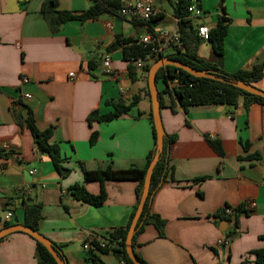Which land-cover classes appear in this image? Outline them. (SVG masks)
<instances>
[{"label":"crops","instance_id":"crops-1","mask_svg":"<svg viewBox=\"0 0 264 264\" xmlns=\"http://www.w3.org/2000/svg\"><path fill=\"white\" fill-rule=\"evenodd\" d=\"M45 1L0 0V230L6 224H23V207L36 198L42 204L39 232L62 246L68 264H126L113 252L84 246L90 241L106 244L115 229L127 225L137 182L106 181L102 205L77 200L69 190L80 184L90 194H100V183L85 181L84 169L146 166L154 147L152 106L144 72L136 69L135 80L130 77L123 42L150 30L166 36L177 30L178 0H155L162 19L153 28L104 16L84 23L68 21L57 32L51 31L42 13ZM55 1L58 10L78 14L95 0ZM194 2L202 10L195 25L212 29L220 17L228 20L225 72L249 71L264 60V0ZM169 53L171 48L164 55ZM107 56L113 74L104 72ZM198 57L216 61L211 42L202 40ZM165 86L157 83L161 93ZM255 86L264 91V77ZM25 94L31 99L25 100ZM134 97L137 104L118 118L88 121L92 111L112 112L109 102L129 104ZM17 100L32 108L40 130L52 128L50 143L60 147L61 164L70 170L66 177L37 149L31 132L14 121ZM163 101L165 132L177 136L169 151L174 179L169 175L151 206V212L165 221L163 235L154 225L145 226L137 236L136 253L147 264H241L245 257L253 264V252L264 248V104L246 106L240 98L236 107L185 108L177 103L172 108ZM93 133L97 139L92 144ZM210 140L221 144L223 155ZM225 207L241 208L237 222L215 217ZM0 264H38L36 241L23 232L8 235L0 242Z\"/></svg>","mask_w":264,"mask_h":264},{"label":"trees","instance_id":"trees-1","mask_svg":"<svg viewBox=\"0 0 264 264\" xmlns=\"http://www.w3.org/2000/svg\"><path fill=\"white\" fill-rule=\"evenodd\" d=\"M195 0H178L176 8L177 22V33L179 35L181 45L172 46L171 53L164 55L162 54L154 62L158 61L162 57L166 56L171 59L181 61L195 69L198 70H212L220 78L224 80L214 81L206 78H196L186 71L176 68L174 66H165L159 69L156 75V83L162 81L165 83V89L168 88L169 81L178 78L182 85L172 91L170 106H174L179 103L180 105L187 108L191 105H207V104H221L228 107H236L240 98H244L246 106L249 103L257 102L264 104V98L245 92L232 85V82L236 80H241L247 84L254 85L263 79L264 77V60L256 64L249 71H238L236 73L230 74L223 70L222 60L224 55V39L227 34V19L222 16L219 18L217 25L210 29V39L213 46L214 53L216 55V61L214 63L206 62L198 57V48L202 43V38L197 33L198 25L194 24V19L188 17L187 10L194 4ZM223 3V0H222ZM122 2L120 0H95L94 4L87 10L81 13H72L69 11H62L57 9V2L55 0H48L43 3L42 13L46 22L48 23L52 32H57L61 27L68 21H79L81 23L87 20L93 19L98 20L104 16L119 18V10L121 8ZM224 6H222V11H224ZM162 18L157 14L151 20L145 22L150 28H153ZM151 31V30H150ZM139 38H128L124 40V58L129 63V72L132 80H135L136 69L130 63L132 56L137 57L139 54L144 53L145 49L142 45L138 44ZM120 44V42H118ZM122 44V43H121ZM117 44L110 47V50L115 49ZM151 64H147L142 70L146 78V89L147 95L151 102V96L147 83L148 71ZM164 89V90H165ZM160 105L161 108L164 106V101L162 93L159 92ZM138 102V97H134L129 104H125L123 100L117 102H109L113 107V111L108 114H100L97 110L92 111L88 116V121H98V122H109L119 116L127 113L135 106ZM20 106L19 108H12V115L14 121L22 128H27L34 139L37 149L44 152L50 156L52 162L62 177H66L70 170L63 167L61 164V151L60 147L55 144L50 143L53 130L52 128L46 130H40L36 124L34 113L32 108L22 102L17 100L14 106ZM150 122L152 124V134L154 139V147L147 154L146 166L143 168L137 166H131L125 170H115L112 167L106 169H99L96 171H88L84 169V179L85 181H96L101 185V190L99 195H92L87 192L83 185L76 184L70 188V194L77 200L89 202L94 205H102L106 200L107 193L105 190L106 181H127L132 180L137 182L136 187V203L133 207L132 213L128 220V223L123 228L115 229L110 234V241L102 246L101 244L94 243V247L101 253L113 252L119 259L124 261L126 264H134L129 258L126 252V237L134 218V215L139 206L143 188L144 180L147 170L154 159L157 152V134L155 130V125L152 118V111L149 113ZM176 135H168L164 137L163 150L159 155V160L154 167V171L151 178L150 190L147 200L145 202L142 214L139 218L137 224L136 232L133 237V248L135 251V243L137 236L142 232L145 226L152 224L163 235V230L165 227V221L155 213L151 212L152 201L155 193L159 190L162 184L170 179H174V167L170 165V146L176 140ZM97 133H93L90 138V142L93 144L96 142ZM211 147L220 155H223V149L218 141H209ZM227 209L233 210V213H227ZM24 225L30 227L36 231H39V223L42 218V204L36 201V198H31L30 202L25 203L24 207ZM241 213V208L238 210L232 209L230 207H225L215 214L217 218H224L227 221H232V219L237 222L239 215ZM11 224H6L10 226ZM33 238V237H32ZM5 238L0 239L2 242ZM34 239V238H33ZM264 239V236L261 237ZM36 257L38 264H57L54 257L48 251V249L38 242L36 239ZM59 250V255L61 259L66 260L65 255L62 251V246L53 243ZM137 257L144 263L147 264L142 257L136 253ZM255 256L253 264H264V248L256 250L253 252ZM93 262L97 261L96 256L92 257ZM250 263L249 258L245 257L241 264Z\"/></svg>","mask_w":264,"mask_h":264},{"label":"water","instance_id":"water-1","mask_svg":"<svg viewBox=\"0 0 264 264\" xmlns=\"http://www.w3.org/2000/svg\"><path fill=\"white\" fill-rule=\"evenodd\" d=\"M165 66H174L176 68L182 69L196 78H206V79H210L214 81L224 82V80L220 78L212 70H198L181 61L171 59L166 56L154 62L148 71L147 83H148V88H149V92L151 96L152 118H153L155 130L157 134V152L147 170L145 180H144V188H143L142 197H141L139 206L137 208V211L134 215V218L131 222V225L129 227L126 241H125L126 252L134 264H144L135 254V251L133 248V237L136 232L137 224L142 214L145 202L149 195L150 183H151V178H152V174L154 171V167L156 166L159 160V155L163 150L164 137L166 136V132H165V129L162 123V117H161L159 90L157 88V83H156L157 72L159 71L160 68L165 67ZM232 85L245 92H248L250 94L257 95V96L264 98V91L257 88L254 85L247 84L241 80H236L232 82ZM20 202L23 204L24 200L21 199ZM15 232L26 233L30 235L31 237H33L34 239H36L42 245H44L48 249V251L51 253V255L54 257L57 264H68L66 260L61 259L59 255V250L56 248V246L53 244V242L50 239L45 237L39 231H36L30 227H27L24 224L16 223V224L4 227L3 229L0 230V239L5 238L8 235L15 233Z\"/></svg>","mask_w":264,"mask_h":264},{"label":"built area","instance_id":"built-area-1","mask_svg":"<svg viewBox=\"0 0 264 264\" xmlns=\"http://www.w3.org/2000/svg\"><path fill=\"white\" fill-rule=\"evenodd\" d=\"M187 13L188 17L195 19L202 15V10L196 4H192L188 8ZM157 14L158 12L155 6V0H126L125 2H122L119 10L121 18L132 22H147ZM197 33L204 41H208L210 39V28L205 24L198 25ZM138 44L142 45L147 50L144 53L139 54L137 57L132 56L130 63L135 67V69L142 71L147 64L154 62L169 48L181 45V41L177 30L168 36L158 31H148L139 37ZM102 65L105 73L113 74L112 62L109 56L104 58ZM70 77H75V74L70 73ZM24 82H27V79H24ZM181 85L182 83L178 78L169 81L168 88H166L162 93V97L165 102L170 103L172 91ZM121 93L124 95L125 91L122 90ZM24 99L30 100L31 95L25 94ZM31 174H33V171H31ZM226 211L227 213H233V210L231 209H227ZM7 217L11 219L13 217L12 213H8ZM99 243L102 246H105L103 242ZM92 246L93 241H90L85 244L84 249L89 250Z\"/></svg>","mask_w":264,"mask_h":264}]
</instances>
